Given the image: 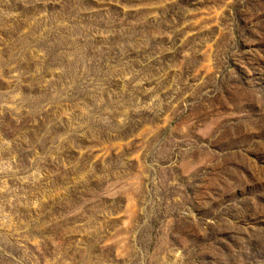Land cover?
I'll list each match as a JSON object with an SVG mask.
<instances>
[{
	"label": "rangeland",
	"instance_id": "rangeland-1",
	"mask_svg": "<svg viewBox=\"0 0 264 264\" xmlns=\"http://www.w3.org/2000/svg\"><path fill=\"white\" fill-rule=\"evenodd\" d=\"M0 264H264V0H0Z\"/></svg>",
	"mask_w": 264,
	"mask_h": 264
}]
</instances>
